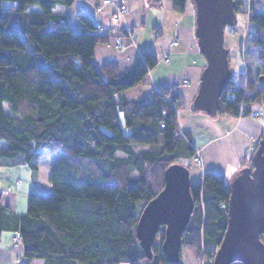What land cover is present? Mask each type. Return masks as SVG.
I'll return each mask as SVG.
<instances>
[{"label":"trees","instance_id":"trees-1","mask_svg":"<svg viewBox=\"0 0 264 264\" xmlns=\"http://www.w3.org/2000/svg\"><path fill=\"white\" fill-rule=\"evenodd\" d=\"M187 1L172 0L173 10L183 13ZM72 2L0 0V166L26 164L35 179L38 150L55 156L51 191L29 193L24 214L13 213L0 191V236L19 232L24 264H185L184 254L211 264L227 223L229 181L204 172L190 185L194 205L177 253L162 228L143 249L135 230L143 207L163 189L167 170L189 169L181 160L195 152L178 126L183 98L173 85L125 98L156 57L143 51L122 74L113 62L97 69L94 48L107 34L87 13L76 15V30L67 19ZM233 3L236 15L247 14L244 70L220 93L215 116L244 117L264 106V0ZM256 145L240 167L252 168Z\"/></svg>","mask_w":264,"mask_h":264},{"label":"crops","instance_id":"crops-1","mask_svg":"<svg viewBox=\"0 0 264 264\" xmlns=\"http://www.w3.org/2000/svg\"><path fill=\"white\" fill-rule=\"evenodd\" d=\"M97 4L101 6L99 10L96 9ZM68 12L67 19L74 23L76 30L81 25L76 15L87 13L96 29L107 34L106 41L98 42L94 48L92 61L97 69L105 62H113L122 74L132 67L136 57L143 51H151L156 57V64L148 69L143 81H150V88L155 89L173 85L174 90L183 98V107L177 111L178 126L181 131L188 132V141L201 159V167L193 163L191 157L181 160L190 161L191 182L200 181L204 172L220 173L228 181L237 175L241 169L240 157L258 142L264 132V117L261 116L264 112L253 109L257 116L237 117L213 116L193 110V99L207 64L195 31L196 14L193 3L187 1L184 12L177 13L172 8V0H160L156 4L153 0H127L126 12L118 22H113L111 18L114 6L104 4L103 0H73ZM236 28L240 30L237 26L234 30ZM118 35L121 37V44L116 46L114 40ZM242 37L239 31L225 32L224 45L228 49L230 71L240 63V71L244 70L243 56L239 50ZM174 40L177 41L176 44H172ZM148 88L145 89L146 93L150 91ZM125 94L126 91L123 95L127 98ZM38 151L43 155L36 160L35 179L26 164L0 166L1 200L15 214L26 212L29 193L40 192L42 185L49 183V166L55 156L45 150ZM21 170L32 181V185L26 189H23V181L19 177ZM17 180L19 182L16 183ZM14 236L15 231L11 228L2 231L0 264L26 262L22 242ZM40 260L39 264H44ZM33 262L34 259L29 264Z\"/></svg>","mask_w":264,"mask_h":264},{"label":"water","instance_id":"water-1","mask_svg":"<svg viewBox=\"0 0 264 264\" xmlns=\"http://www.w3.org/2000/svg\"><path fill=\"white\" fill-rule=\"evenodd\" d=\"M154 2L160 0H153ZM196 35L207 59L193 107L216 115L218 98L231 78L228 49L224 45L225 27L236 23L233 0H193ZM189 169L177 163L166 172L163 189L142 209L136 223V236L149 251L157 231L162 228L178 252L181 233L193 209ZM228 217L221 241L211 264H264V132L252 156V168L241 167L228 183Z\"/></svg>","mask_w":264,"mask_h":264},{"label":"rangeland","instance_id":"rangeland-1","mask_svg":"<svg viewBox=\"0 0 264 264\" xmlns=\"http://www.w3.org/2000/svg\"><path fill=\"white\" fill-rule=\"evenodd\" d=\"M188 1L190 3H192V0H188ZM8 3H9L8 1L5 2V4H8ZM245 15H246V17H245ZM236 22H237V25L236 26L239 27L240 30H238V28H236L237 30H234L235 29L234 28L232 31H229V32H233V33L236 32V33H238V31H239V34L243 35L242 38L244 39V36H245V33H246V27H247V14H245L243 12L237 13V20H236ZM71 24L76 29V26L74 25V23H72V21H71ZM225 32H228V31L226 30ZM241 43H242V41H241ZM240 66H241V63L238 64V66H236L235 68H232L231 69L232 79H235L237 77V73L240 71V68H241ZM149 83H150V81L144 80L143 82H141V83L137 84L136 86H134V88L132 87V88H130L128 90H125L126 91V94L125 95L127 96V98L133 99V98H136L139 95L145 94L147 92V91H145V89L147 87H149L148 88L149 90L151 89L150 88L151 86L149 85ZM125 91H123V92L125 93ZM5 108L8 110L7 106ZM253 108L254 109H258L259 111L264 112V106L255 105ZM261 116L264 117V113ZM119 118H120L121 123H123V119H122V114L121 113H119ZM124 129H125V131H127L126 128H124ZM2 144H3V142L0 141V145H2ZM195 152H196V150H195ZM197 154H198V152H197ZM188 163H190V161H188ZM193 163H195V162H193ZM197 165H199V164H197ZM199 166L201 167V165H199ZM27 169L28 168H26V171H27ZM19 177L22 178V181H23V183H22L23 189L24 188L26 189V188H28L29 185L30 186L32 185V181L26 175V172L25 171L22 172V170H21ZM50 191H51V184L50 183H47V184L42 185V187L40 189V192L48 193ZM140 204H141V202L139 201L137 203V208H136V213L137 214L139 213ZM184 257H185V259H184L185 260V264H198V261H199V259H200L201 256L198 257V258H196V259H194V258L188 257V255L184 254ZM33 259H34V262L32 264H39L40 261H41L40 258H33ZM36 259H38V260H36ZM123 264H125V263H123Z\"/></svg>","mask_w":264,"mask_h":264},{"label":"built area","instance_id":"built-area-1","mask_svg":"<svg viewBox=\"0 0 264 264\" xmlns=\"http://www.w3.org/2000/svg\"><path fill=\"white\" fill-rule=\"evenodd\" d=\"M104 4H111L114 6V12L112 13V20L113 22H118L119 18L121 15H123L126 12V4H127V0H103ZM101 8V6L99 4L96 5V9L99 10ZM114 43L116 46H119L121 44V37L120 35L115 37ZM177 41H173L172 44H176ZM257 113H253V116H256ZM163 126V124H162ZM191 160L192 162H195L196 164H201V159L199 157V155L197 154V152H194V154L191 156ZM19 182V180L16 181V183ZM9 189H11V187H9ZM15 239H19L20 234L19 232L15 233ZM198 264H205L202 260V257H200Z\"/></svg>","mask_w":264,"mask_h":264}]
</instances>
